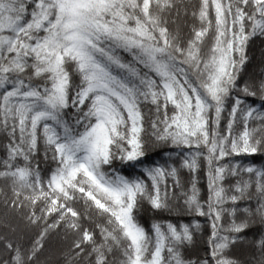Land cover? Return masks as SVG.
<instances>
[{"label":"snow or ice","instance_id":"obj_1","mask_svg":"<svg viewBox=\"0 0 264 264\" xmlns=\"http://www.w3.org/2000/svg\"><path fill=\"white\" fill-rule=\"evenodd\" d=\"M255 38L264 0H0V181L37 230L0 238V264H40L61 230L66 264H264ZM245 243L258 258L232 257Z\"/></svg>","mask_w":264,"mask_h":264},{"label":"trees","instance_id":"obj_2","mask_svg":"<svg viewBox=\"0 0 264 264\" xmlns=\"http://www.w3.org/2000/svg\"><path fill=\"white\" fill-rule=\"evenodd\" d=\"M184 29V32H187ZM247 55L249 57V62L245 66L244 76L248 77L251 75H259L264 72V40L260 38H255L247 49ZM250 103H258V101L249 98ZM147 109L145 112L147 114ZM0 143H3V138L0 137ZM3 155V150L0 148V156ZM152 160L160 159L159 156L150 154ZM237 159H240L239 157ZM243 163H253L257 167L264 166V155L256 154L254 157L244 159ZM129 170L125 169V172ZM187 174L185 173V176ZM202 185L204 181H201ZM203 191L206 193V185H204ZM5 193L10 196V192L5 188L2 181H0V238L7 237V239L12 241L19 240L22 243L30 244L32 239L35 238L36 229L28 227L25 225L24 221L14 213L9 212L5 207L4 198ZM76 210L81 213L82 222L86 227L90 229L94 227L86 217H92L94 220L102 222V218L96 217L95 212L91 209L86 208L83 202H78L76 205ZM162 216L166 219L172 220V222H187L188 217L185 215L183 217H177L176 214L169 215L168 213H163ZM153 219V211L149 210L146 206L145 209L140 213V222L146 227L150 226ZM203 223V221H201ZM15 229V231H13ZM254 234L258 236V227L254 226L248 233L247 239L250 240ZM206 238V237H205ZM75 239L73 233H65L61 230L59 233H52L45 241L44 251L40 256V264H66V255L69 248L71 247L72 241ZM247 243L232 250L231 255L233 258L239 259L242 262L253 259V256L258 258L259 253L250 248V257L247 253ZM246 250V252H244ZM3 245L0 244V256H5ZM87 257L82 258L81 264H86Z\"/></svg>","mask_w":264,"mask_h":264},{"label":"rangeland","instance_id":"obj_3","mask_svg":"<svg viewBox=\"0 0 264 264\" xmlns=\"http://www.w3.org/2000/svg\"><path fill=\"white\" fill-rule=\"evenodd\" d=\"M246 250H247V253H245V254H246L248 257H250V247L247 246ZM246 250H244V252H246Z\"/></svg>","mask_w":264,"mask_h":264}]
</instances>
